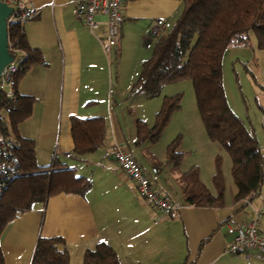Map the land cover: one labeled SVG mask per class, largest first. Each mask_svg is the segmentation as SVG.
<instances>
[{
  "label": "crops",
  "instance_id": "0c3cea01",
  "mask_svg": "<svg viewBox=\"0 0 264 264\" xmlns=\"http://www.w3.org/2000/svg\"><path fill=\"white\" fill-rule=\"evenodd\" d=\"M32 2L38 13L23 29L30 45L41 50L44 63L32 65L18 81L20 94L36 98L18 133L35 141L40 165L74 168L76 176L91 179L92 187L85 196L56 193L14 218L0 238L5 264H31L38 238L56 235L66 240L72 264H82L84 252L100 241L115 249L121 264H264V254L227 251L234 237L229 226L254 218L258 209L264 231V188L250 203L235 201V188L229 195L225 190L221 206L190 205L184 196V174L194 166L202 171L196 154L184 159L181 147L184 156L175 164L168 161L166 147H159L160 139L136 143V121L152 124L158 107L152 104L146 110L142 98L128 103L141 97L128 98V91L152 53L157 38L152 23L166 17L165 28L171 26L183 0H125L120 54L104 49V15L96 16L99 26L91 29L78 15L74 0ZM128 107L143 109L133 120L123 114ZM72 116L105 119V138L98 149L83 155L73 152ZM259 142L264 150V135ZM116 145L131 153L174 200L177 209L172 214L159 216L138 195L118 169ZM215 153L210 150L206 156L212 175ZM201 180L211 190L206 179Z\"/></svg>",
  "mask_w": 264,
  "mask_h": 264
},
{
  "label": "trees",
  "instance_id": "16d2710c",
  "mask_svg": "<svg viewBox=\"0 0 264 264\" xmlns=\"http://www.w3.org/2000/svg\"><path fill=\"white\" fill-rule=\"evenodd\" d=\"M264 0H183V6L172 25L156 38L151 55L143 61L141 71L132 83L128 98L158 95L169 83L191 79L198 109L210 139L228 152L232 160L231 175L237 191L234 200H254L264 184V150L254 133L232 110L225 91L222 57L232 45H251L250 32L256 36L258 48L264 49ZM12 43L28 52L17 76V84L29 68L44 63L40 49L30 45L23 27L12 24ZM181 92L164 96L153 125L137 120L136 143L157 142L172 114L181 108ZM36 98L18 92L16 102L0 99V132L15 136L21 147L17 151L20 174L0 197V238L7 225L35 203H44L59 192L85 196L92 187L90 178L76 176L74 168L40 165L36 159L35 141L22 137L18 125L33 111ZM103 117L72 116L73 152L83 155L98 149L105 138ZM181 135L167 146L168 161L178 164L183 158L179 150ZM221 155L214 159L212 175L216 192L200 179L196 167L184 174L185 201L196 206H221L225 182ZM203 245V242L201 246ZM200 246V248H201ZM0 264L5 257L0 243ZM31 264H72L62 236H40ZM82 264H121L115 249L105 241L87 249Z\"/></svg>",
  "mask_w": 264,
  "mask_h": 264
},
{
  "label": "built area",
  "instance_id": "2783aa9c",
  "mask_svg": "<svg viewBox=\"0 0 264 264\" xmlns=\"http://www.w3.org/2000/svg\"><path fill=\"white\" fill-rule=\"evenodd\" d=\"M12 7V12L7 16L8 46L12 55L0 74L1 98L16 102L18 99L17 76L23 61L28 57V52L15 46L9 37L12 24L21 27L34 19L38 13L32 0H2ZM78 15L95 29L99 26L96 19L98 14L106 17L108 25V38L104 46L108 53L115 49L120 54L121 26L124 21L123 7L125 0H74ZM166 17L156 19L151 26L152 34L157 37L166 26ZM21 142L12 135H3L0 132V197L8 185L20 174V160L17 155ZM113 156L118 169L134 184L138 195L150 203L159 216L172 214L177 205L174 200L159 186L141 163L120 145H116ZM246 203L251 201L244 199ZM262 210L255 211L252 219L242 220L231 224L229 230L234 233L232 242L227 251L233 254L245 251H255L264 254V231L260 228Z\"/></svg>",
  "mask_w": 264,
  "mask_h": 264
},
{
  "label": "rangeland",
  "instance_id": "374dc122",
  "mask_svg": "<svg viewBox=\"0 0 264 264\" xmlns=\"http://www.w3.org/2000/svg\"><path fill=\"white\" fill-rule=\"evenodd\" d=\"M250 37V46L232 45L226 49L222 57V72L226 95L232 110L244 121L248 129L254 131L258 140H260L264 135V49L258 48L253 31L250 32ZM179 92L183 94L182 106L178 109L179 111L177 110L178 112L175 111L177 113L172 114L176 118L174 117L171 120V116L170 124L168 123L160 137L159 147H166L167 150V144L178 135H181L179 149L182 151V147L185 151L184 159L196 154V161H200L203 168L201 171L198 166L194 167L197 168L200 179L201 176L206 179L205 181L212 191H215V186L212 178H210L212 177L210 167L209 169L206 168V156L208 151L215 150V155H221L225 190L229 195L236 188L231 175L232 160L227 151L210 139L201 119L191 79H181L169 83L158 95H141V97L129 99L127 102L130 103L133 100L142 98L146 110L152 104H155V109L158 107L159 110L164 96ZM130 109L133 115L129 112ZM141 109L143 108L128 107L123 111V114L129 115V119L135 120L138 117V110L141 113ZM154 121L155 116L153 123ZM153 123L150 125H153ZM135 124L137 125V121ZM200 173H202L201 176ZM262 188H264V184Z\"/></svg>",
  "mask_w": 264,
  "mask_h": 264
},
{
  "label": "water",
  "instance_id": "95a60500",
  "mask_svg": "<svg viewBox=\"0 0 264 264\" xmlns=\"http://www.w3.org/2000/svg\"><path fill=\"white\" fill-rule=\"evenodd\" d=\"M12 12V7L0 0V74L3 67L12 60L8 46L7 16ZM1 99V92H0Z\"/></svg>",
  "mask_w": 264,
  "mask_h": 264
}]
</instances>
